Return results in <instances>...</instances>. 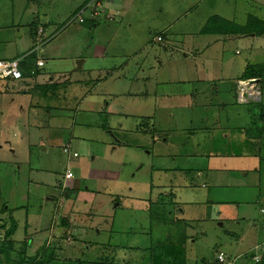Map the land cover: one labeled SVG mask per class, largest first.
<instances>
[{"label":"rangeland","instance_id":"374dc122","mask_svg":"<svg viewBox=\"0 0 264 264\" xmlns=\"http://www.w3.org/2000/svg\"><path fill=\"white\" fill-rule=\"evenodd\" d=\"M36 1L0 0V25L13 22L0 31L9 51L33 44L30 26L37 12L54 39L44 48L43 77L0 90V218L12 215L8 205H29L46 224L52 204L43 199L57 194L58 216L68 213L76 224L73 240L63 238L56 248L59 264H146L158 246L163 250L156 252L166 255L183 245L187 260L182 254L175 264H220V249L233 258L263 240L258 202L264 195V144L254 140L257 145L247 147L245 138L251 114L264 115V0H105L95 22L93 0ZM120 7H126L123 15L110 20L105 10L112 14ZM215 15L230 21L238 35L211 33ZM0 49L5 48L0 44ZM125 63L114 78L96 86L94 78L106 74L96 68ZM63 69L71 86L61 100L45 99L33 89L42 79L57 80L56 71ZM256 78L258 92L242 94L240 83ZM106 88L107 95L99 93ZM86 91L97 98L91 112H83L70 95ZM129 91L139 93L141 114L154 121L131 116L124 131L120 113L105 114L121 111L114 102L128 99ZM47 102L64 108L62 119L51 120L48 128L44 115L35 121L38 127L29 128L36 113H56L45 108ZM54 124L60 132L51 129ZM18 159L21 169L14 176ZM31 164L45 171L32 170ZM69 169L72 187L65 182ZM24 230L21 225L15 238ZM262 252L263 246L256 253ZM236 264L256 263L250 255Z\"/></svg>","mask_w":264,"mask_h":264},{"label":"crops","instance_id":"0c3cea01","mask_svg":"<svg viewBox=\"0 0 264 264\" xmlns=\"http://www.w3.org/2000/svg\"><path fill=\"white\" fill-rule=\"evenodd\" d=\"M42 1L44 2V5H45V0H37L36 2L38 4H40ZM104 1L105 0H93L92 22H95L94 19H95V17H97L99 15V14L97 15V13L100 12L99 11L100 8L102 6H104ZM112 2L114 3L115 0H112ZM121 2H123V0H118V3H121ZM118 5L120 6V4H118ZM125 8L120 7L117 9V11L115 13H112V14H110V11H106L105 9L104 10H105L107 16H109L108 18L110 20H112V19H114L115 15H123L121 13H123ZM36 15L37 16H35L34 21H33L32 25L30 26L31 27L30 32L32 35L31 37L33 38L31 42H33V44L29 47L28 50L25 49L26 51L20 50V51H17L15 53H12L11 51L8 50L10 47L9 43L7 41H5L4 39L0 38V44L5 48L3 50L0 49V60H11L14 58H20L21 59V69H22V72L24 71V75L22 76V78L17 79V80L9 79V78H1L0 79V90L2 92L10 89L9 83H12V82L14 83L16 81L23 80L24 83L28 84L30 81L39 80L36 78L43 77L44 70L41 69V67L44 66L43 57H45L47 55L44 48L47 46V44L49 42L53 41L54 39H52L51 36L46 34V29H47L49 24L47 25V24L41 23L40 18L38 16H41L42 14L40 12H37ZM83 20H84L83 18H80V22H83ZM38 21L40 23H38ZM113 21H115V20H113ZM118 23H119L118 26H115V25H112V26L113 27H119L122 25L123 21L118 22ZM11 24L3 25V27H2V25H0V31H1V29L7 30L8 28H10ZM159 37H161V36H159ZM105 48L106 47H104V49ZM57 50H59V49H57ZM23 51H25V52H23ZM99 51L100 50H98L97 54L99 53ZM104 54H106L105 50H104ZM40 62H43V65H40L39 64ZM122 63H124V62H122ZM124 65H126V63L118 65V68H115L113 66H110V67L101 66L102 68H96V71H101V69H102V71L106 70V74L104 76L98 75L97 77L94 78L95 79L94 81L96 82V86L104 78H107V77L114 78V76L117 75L118 70H121L120 68L123 67ZM56 73L61 74V76L57 80H54L53 78H50L48 80L42 79L41 81H43V82L35 85L33 88V89H35V91H41V93H39V95H41L45 99L52 100V99H57V98L60 99L62 97H65V95H67L68 92H66L64 94V96H61L62 92L64 90H67L71 86L70 84H69L70 86L65 84L68 80V79L66 80L65 77H67L69 74H65L66 71H64V69L62 71L61 70L56 71ZM62 80H66V81L63 82ZM260 80L256 83L258 84L260 82ZM76 82H77V84H80V83L83 84L85 82L89 83L88 81H83V80L82 81L77 80ZM102 90H104L106 92V95H107L108 88L101 89L99 91V93H101ZM111 93H114V92H111ZM23 94L26 95V93H23ZM72 94L74 95L75 98L78 99V101H80L77 104H78V106H80V108L82 109L83 112H89V111L91 112V108L94 106V100L97 99V98H95L96 96H94L91 91H86V93L79 94V95H76L75 93L72 92L70 95H72ZM114 94L117 96L116 99H118L119 94H116V93H114ZM129 94L130 95H129L128 99H130V100H128L126 98H120L118 100H121L122 101L121 103L118 102V100H116L114 102V105L115 104L118 105L121 111H117L115 109H112V110L106 112V114H105V115H107V118H110L109 117V115H111L110 113H112V114H114V113L119 114L120 113L121 115H120V122L119 123L121 124L124 131H126V129H127V126L124 125V123L131 116H134V117L137 116L138 120H142V121L143 120L154 121V116L152 117L151 115L148 116L146 114H141V110H142V108H144V106H142L141 101H137L140 99H136V96H137L136 94H139V93H134L132 91H129ZM169 97H171V95H169ZM259 99H261V98L259 97ZM259 99H257V100H259ZM95 103H97V100H95ZM39 105L40 104L37 103V104H34L30 107L35 109V108H37L36 106H39ZM48 105H49V103L47 102V105H45V108L46 109L47 108L52 109L56 113L53 115H52V112L50 113L49 111H47L49 114L47 112L45 114H40V115H38V113H36V115L32 119L33 124L31 126H28L29 128L34 127V126L38 127V124H35V121H40L38 119L43 118L44 115H47L49 117V119H48L49 122L45 121L46 126L48 128L50 127V124H48V123H50L51 120L54 121L52 123H55V122L62 119L63 116L60 114V112H62V110H64V108H56L55 109V107L50 108V107H48ZM109 106H111L110 103H109ZM114 108H116V107H114ZM39 110H41V109L38 108V111ZM130 110H133V113L130 112ZM44 111H46V110H44ZM251 115H252V118H250V120L252 121V124L249 126H246L247 136L245 139L247 142L246 143L247 147L250 146V144H248L249 142L252 145H257L254 142V140L261 141L262 144H264V115L263 114L261 115V119H254V117H256V114H254V115L251 114ZM21 117H23V116H21ZM70 118H71V116L69 117V119ZM28 119H30V118H28ZM73 121H75V120L73 119ZM25 122L26 121L23 119L22 124L24 126H26ZM20 125H21V123H20ZM52 128H53V131H55L57 133L61 131V128H59L57 125H55V126L51 125V129ZM109 128H110V126H109ZM146 128L148 129V127H146ZM146 128H145V130H146ZM243 129L244 128L241 127V132H243ZM23 137H25V134L23 135ZM34 143L35 142L30 143V145L31 144L34 145ZM10 145H11V143H10ZM30 147L32 148V146H30ZM67 147H69V145ZM12 151H13V154L15 155V153H16L15 150H12ZM66 153L69 154L70 152H66ZM231 154H233V153H231ZM69 156H70V158L71 157H78V156H74L73 154H69ZM14 159H15V157H14ZM10 161H13V158H11ZM20 162L21 161L18 159V161L14 162V164L12 165V170H13L14 176L16 174H19V172H20V169H21V166H19ZM31 165H32L31 166L32 170H37L38 172L45 171L44 168H39L36 164H34V165L31 164ZM0 166L2 168L1 162H0ZM0 171L2 172V170H0ZM68 172H72V171H70V169H69ZM73 177H74V175L70 178H68L66 176L67 180H65V182L68 186H71V187L75 186V183L72 181ZM11 180H12V184H13L14 178ZM16 181H18V179H16ZM33 182H36V184H39V182H41V184H42L44 181L34 178ZM257 187L261 188V183ZM5 190H6V187H5ZM236 190H238V189L236 188ZM46 193H47V191H45L44 194H46ZM44 194H42L41 197ZM56 195L57 194H54V195L52 194V195H49V198L47 200L43 199L44 205H46L48 201H51L49 203L52 204V207L50 209V214H49V215H51V217L48 219L47 223L46 224L44 223L43 225L41 223V220L37 219L36 215H33L29 212V205L27 207L22 208V209H19V206L14 207V208H11L10 205L7 206V209L11 210L10 214H12L13 216L10 215L8 217V215H6V213H2V215H1L2 220H0V237H1L2 241L5 240L4 242L6 244L5 248L3 249V252H4L3 256H9V254L16 255V253L19 252L20 250H24L25 255L31 261L32 264H46V263L58 264L61 261L58 258L59 255L57 253L56 248L58 247V244L61 243L63 238L66 241L73 240V238H74L73 230L75 229L76 224L72 222V218L70 217V215L68 213H65L63 215H59L60 217L58 216V214H59L58 210L56 209V206H54V203L56 204V200H57ZM209 197H210V195H209ZM263 199H264V195H261L259 197V202H258L259 204H261V209H260L261 212H262V208H264V204L262 203ZM68 200L71 203L73 202V198H71V195H68ZM77 200H78V198H76V201ZM20 210L24 211L23 215L22 214H20V215L15 214V213L19 212ZM236 213H240V212H236ZM262 213H264V212H262ZM58 217L60 218L59 223H57ZM13 225H15L14 233L11 236L6 237L7 231ZM21 225L24 227L25 230L23 232V235L21 236V239H16L15 234L17 233V230L20 229ZM41 233H44V237H42V235H40ZM252 246L253 247L251 249H249L248 251H246L242 254L235 255V256H233V258L230 255H228V253L225 250L220 249L218 251V254L216 255V259L220 264H228V263L229 264H236L241 257H243V256L249 257L251 255L252 261H254V263L257 264V262L260 261L262 255L264 254V239L260 240V241L255 240V243H253ZM261 246H263L262 254L256 253L257 249L260 248ZM186 257H187V255H186ZM204 261H205V258H204ZM206 263L207 264H215V262L211 263L210 261L206 262ZM7 264H8V262H7ZM9 264H14V263L10 262ZM88 264H93V263H88Z\"/></svg>","mask_w":264,"mask_h":264},{"label":"trees","instance_id":"16d2710c","mask_svg":"<svg viewBox=\"0 0 264 264\" xmlns=\"http://www.w3.org/2000/svg\"><path fill=\"white\" fill-rule=\"evenodd\" d=\"M98 14H99V12L97 13V15ZM210 26L212 27V32L211 33H214V34H220V35H224V34L233 35L234 34V35H238V33H239L237 31H235V29H234L235 27L230 23V21H227L226 19H224V18H222V17H220L218 15H215L214 16V20H211ZM209 29L210 28L206 29L205 31L209 32ZM263 71H264V67H263ZM22 74L24 75V71L22 72ZM248 74H250L249 75L250 78L258 77V76L262 77L261 75H256L254 72H252V73L246 72V75H248ZM158 218L160 219L161 217L159 216ZM171 219H172V217H171ZM180 219H182V218H180ZM176 222H177V220H176ZM14 231H15V225H13L7 231L6 237L11 236L14 233ZM186 240H187V238H184L183 242L185 243ZM4 241L5 240L2 241L1 237H0V264H7V262H8V264L10 262H12L14 264H32L31 261L25 255V251L24 250H20L19 252L16 253V255L9 254V256H3L4 255L3 254L4 253L3 249L6 246ZM183 246L184 247L183 248L180 247V249H178V247H176V246H173V248H171L169 253L166 254V255H163L161 252H159V253L156 252V250L158 248H161V250H163L162 246L161 247L158 246V248L154 251V254L151 255V259H150L151 262L150 261L146 262V264H167V263L175 264V263H178V261H180L178 259L183 257L182 254L185 255V259L187 260L185 245H183ZM165 258H167V260H172V261H165L164 260ZM46 264H50V263H46ZM185 264H186V262H185ZM257 264H264V254L262 255L260 261L257 262Z\"/></svg>","mask_w":264,"mask_h":264},{"label":"built area","instance_id":"2783aa9c","mask_svg":"<svg viewBox=\"0 0 264 264\" xmlns=\"http://www.w3.org/2000/svg\"><path fill=\"white\" fill-rule=\"evenodd\" d=\"M160 39V37H159ZM40 65H43V62L39 63ZM22 70H21V59L20 58H15L11 60H0V79L1 78H9V79H20L22 78ZM244 81V80H243ZM254 84L257 83H249V82H241V92L243 93H255L258 92L257 90H254ZM254 90V91H253ZM253 91V92H252ZM77 155V154H75ZM73 174L71 172L67 173V177L70 178L72 177ZM222 258V257H221Z\"/></svg>","mask_w":264,"mask_h":264},{"label":"water","instance_id":"95a60500","mask_svg":"<svg viewBox=\"0 0 264 264\" xmlns=\"http://www.w3.org/2000/svg\"><path fill=\"white\" fill-rule=\"evenodd\" d=\"M260 79L256 78V79H252V82H258Z\"/></svg>","mask_w":264,"mask_h":264},{"label":"clouds","instance_id":"9594fccd","mask_svg":"<svg viewBox=\"0 0 264 264\" xmlns=\"http://www.w3.org/2000/svg\"><path fill=\"white\" fill-rule=\"evenodd\" d=\"M67 176V175H66ZM262 212H264V208H262Z\"/></svg>","mask_w":264,"mask_h":264}]
</instances>
